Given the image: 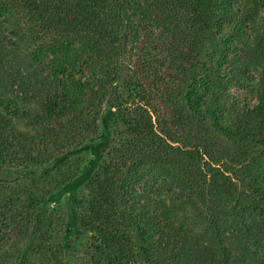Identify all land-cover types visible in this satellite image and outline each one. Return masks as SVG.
I'll use <instances>...</instances> for the list:
<instances>
[{
  "label": "trees",
  "instance_id": "obj_1",
  "mask_svg": "<svg viewBox=\"0 0 264 264\" xmlns=\"http://www.w3.org/2000/svg\"><path fill=\"white\" fill-rule=\"evenodd\" d=\"M0 264H264V0H0Z\"/></svg>",
  "mask_w": 264,
  "mask_h": 264
},
{
  "label": "rangeland",
  "instance_id": "obj_2",
  "mask_svg": "<svg viewBox=\"0 0 264 264\" xmlns=\"http://www.w3.org/2000/svg\"><path fill=\"white\" fill-rule=\"evenodd\" d=\"M230 92H231V94H233V95H236V96H238L239 97V99H240V101H242V103H249V98H248V96L247 95H244L243 93H241V92H239L238 90H236L235 88H232V89H230ZM8 183H12V181L11 182H8Z\"/></svg>",
  "mask_w": 264,
  "mask_h": 264
}]
</instances>
